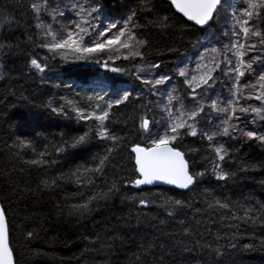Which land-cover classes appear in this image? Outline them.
I'll return each instance as SVG.
<instances>
[{"label":"snow or ice","instance_id":"1","mask_svg":"<svg viewBox=\"0 0 264 264\" xmlns=\"http://www.w3.org/2000/svg\"><path fill=\"white\" fill-rule=\"evenodd\" d=\"M114 3L127 8L119 17L108 14L104 0H13L12 6L21 16L25 10L31 13V23L9 12L6 22L0 24V33L15 26L24 30L25 37L20 43L0 40V79L4 78L5 58L26 55L29 69L39 74L41 83H50L44 74L50 70L51 61L59 60L96 64L132 77L138 84L121 88L98 78L90 93L61 95L58 101L49 99L36 105L50 119L71 121L74 131H59L58 142L42 137L46 143L40 150L36 137H16L8 147L17 157L25 150L31 152L33 158L23 163L46 169L56 165L59 157L102 144L103 151L95 154L91 166L82 165L62 177L44 178L41 190H52L61 180H72L77 195L84 199L69 204L68 214L78 217L90 215L121 194L123 200L138 208H162L175 219L191 205L151 193L144 186L162 183L195 191L209 173L218 181L234 182L238 173L261 167L240 161L238 167L230 169L226 164H237L235 154L245 144L254 142L264 149V0H135L134 7L126 0ZM164 6L166 13L161 11ZM149 29L163 34L175 32L179 41L187 40L194 54L179 57L171 70L166 69L161 62L147 58L152 47L145 35ZM196 32L200 35L191 39ZM21 43L44 49L46 54L38 58L21 48ZM167 51L178 52L179 48L172 45ZM53 86L59 88L60 84ZM21 99L28 101L25 96ZM153 109L159 110V118L148 119L143 114L135 118L134 114ZM129 122L135 141L114 128L120 123L127 127ZM189 137L207 141L206 149L212 153L210 169L196 168L201 149L193 146L196 140L189 141ZM122 149L134 154L130 155L134 160L131 176L117 169ZM129 187L139 191L121 192ZM205 204L210 212L220 211L222 228L209 241L199 232V220L193 224L177 219L179 231L174 235L180 238L175 246L182 252L195 256L207 250L214 258H222L226 249L237 248L236 241L247 228H264V201L245 198L242 203L209 197ZM9 228L7 208L0 202V264H17ZM205 231L211 233L207 226ZM26 235L31 238L33 232ZM117 239L113 235L101 242L97 234L89 244L99 247H86L85 251L108 254ZM153 247L149 244L143 253L134 254L136 261L150 254ZM242 248L256 250L257 245L250 242ZM259 249L264 251V239ZM194 264L202 262L197 259Z\"/></svg>","mask_w":264,"mask_h":264},{"label":"trees","instance_id":"2","mask_svg":"<svg viewBox=\"0 0 264 264\" xmlns=\"http://www.w3.org/2000/svg\"><path fill=\"white\" fill-rule=\"evenodd\" d=\"M12 3L13 0H0V24L6 22L9 12L31 23V13L25 10L21 16V11L14 8ZM104 3L110 16L119 17L127 10L126 7L115 4L114 0H104ZM126 4L134 7L135 0H126ZM161 11L166 13V6L162 7ZM143 22L141 20V23ZM145 35L152 45L147 58L161 62L168 70H171L179 57L194 54L187 40L179 41L175 32L163 34L149 29L145 30ZM196 35H200V32L190 38L194 40ZM24 38V30L15 26L11 30L5 27L0 33V40L12 43H20ZM172 45L179 48V51H167ZM21 48L38 58L46 54V50L33 49L31 45L24 43H21ZM3 62L6 68L4 78L0 79V202H4L7 208L11 245L15 250L17 264H133L136 261L134 254L143 253L149 244L154 245L152 252L142 255L136 264H194L197 259L202 264H264V251L259 249L260 241L264 239V228L259 226L247 228L246 234L237 239V248L226 249L222 258H214V254L207 250L198 252L195 256L182 252L175 246V241L180 237L174 235L179 231L177 219H184L193 224L199 220V232L205 239L213 240L223 222L220 220V211L207 210L205 201L209 197L221 200L227 198L232 202L242 203L245 198L264 201V149L252 142L245 144L240 152L235 154L237 164H226L227 168L238 167L240 161L254 162L261 167L255 171L238 173L234 182L218 181L209 173L196 186L195 191L183 192L165 187L145 188L151 193H162L191 205L182 209L175 219L168 217L162 208H138L123 200L121 194H117L90 215H69V204L84 199L77 195L76 185L72 180H61L54 189L42 191V180L62 177L85 164L91 166L95 154L103 151L102 144H93L86 151L71 152L67 156L59 157L56 165L46 169L24 164L23 160L33 158L32 153L25 150L17 157L12 154L15 150H10L8 145L12 144L16 137H36L39 140L37 148L40 150L46 143L42 137L58 142L56 134L59 131L63 130L69 134L74 131L75 125L71 121L50 119L48 114L36 105H42L49 99L58 101L61 95L90 93L93 82L98 78H104L109 84L121 88L134 87L138 82L132 77L106 71L96 64L62 63L57 60L50 62V70L44 74L50 83H41L39 74L29 69L26 55L5 58ZM127 63L117 61V64L121 65ZM56 83L60 84L59 88L53 86ZM67 84L73 86L69 88L66 87ZM21 96L28 97L31 103L21 99ZM141 114L146 115L148 119L153 116L159 118L160 115L158 109H153L150 112L134 114L135 118L138 120ZM114 128L118 134L128 135L135 141L136 137L130 131L132 122H129L127 127L120 123L114 125ZM188 140L193 141L196 138L189 137ZM206 145L207 141L198 140L193 145L201 149V153L196 157L198 170L211 167L212 153L206 149ZM130 155L134 154H130L128 149H122L116 161L119 172L128 176L133 174L134 164ZM138 191L131 187L121 190L122 193L128 194ZM197 209H200L199 213ZM205 226L211 229V233L205 231ZM29 231L33 232L31 238L26 235ZM97 234L102 237L101 242L113 235L119 237L114 248L108 250V254L103 251H85L86 247H99L98 244H89ZM250 242L257 245L256 250L242 248V245Z\"/></svg>","mask_w":264,"mask_h":264},{"label":"water","instance_id":"3","mask_svg":"<svg viewBox=\"0 0 264 264\" xmlns=\"http://www.w3.org/2000/svg\"><path fill=\"white\" fill-rule=\"evenodd\" d=\"M154 187H165V188L175 189L173 186L162 184V183H159V184H156V185H152V186H144V188H154ZM176 190H179V189H176ZM179 191L187 192V191H184V190H179Z\"/></svg>","mask_w":264,"mask_h":264},{"label":"rangeland","instance_id":"4","mask_svg":"<svg viewBox=\"0 0 264 264\" xmlns=\"http://www.w3.org/2000/svg\"><path fill=\"white\" fill-rule=\"evenodd\" d=\"M95 66V65H94Z\"/></svg>","mask_w":264,"mask_h":264}]
</instances>
